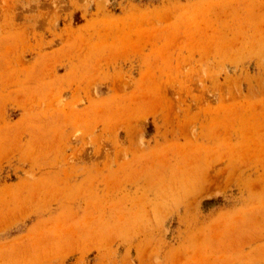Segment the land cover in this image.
Wrapping results in <instances>:
<instances>
[{
  "label": "rangeland",
  "instance_id": "obj_1",
  "mask_svg": "<svg viewBox=\"0 0 264 264\" xmlns=\"http://www.w3.org/2000/svg\"><path fill=\"white\" fill-rule=\"evenodd\" d=\"M0 264H264V0H0Z\"/></svg>",
  "mask_w": 264,
  "mask_h": 264
}]
</instances>
